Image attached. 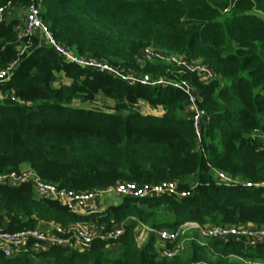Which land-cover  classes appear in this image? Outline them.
Segmentation results:
<instances>
[{"label":"trees","instance_id":"1","mask_svg":"<svg viewBox=\"0 0 264 264\" xmlns=\"http://www.w3.org/2000/svg\"><path fill=\"white\" fill-rule=\"evenodd\" d=\"M29 2L0 0V8L12 5L0 24V70L16 62L10 80L0 79L8 94L0 101V175L29 165L43 180L79 193L168 181L189 195L122 197L117 206L81 215L37 197L31 182L0 184V220L9 232L51 223L98 225L100 233L125 227L118 239H95L84 252L54 246L35 255L0 253V264H264V242L247 247L245 238L201 239L193 231L183 251L167 259L161 252L173 245H161L157 235L186 223L264 226V188L245 185L264 182V141L252 138L264 133V0H44L42 18L60 43L134 75V82L68 63L38 38L19 40L18 13ZM148 47L200 61L217 78L203 83L158 57L144 61ZM160 79L194 87L210 117L204 152L187 94L154 84ZM100 98L113 103L111 111L74 106ZM143 103L161 113L139 111ZM208 163L240 183L219 184ZM142 226L150 232L140 245Z\"/></svg>","mask_w":264,"mask_h":264},{"label":"built area","instance_id":"2","mask_svg":"<svg viewBox=\"0 0 264 264\" xmlns=\"http://www.w3.org/2000/svg\"><path fill=\"white\" fill-rule=\"evenodd\" d=\"M44 0H30L27 6L23 7V17L16 26V32L19 40H26L29 44L32 38H38L40 43L52 48L58 53L64 61L75 64L82 68L94 69L102 72L111 73L123 80L134 82L139 80L135 77L127 75L118 68L110 64L96 59L91 56H83L78 54L75 48L63 45L58 41L49 26L42 18V8ZM12 9L11 3L0 8V24L5 19V14ZM28 50V45L20 50V56H23ZM144 61H150L154 57H158L170 64H175L182 69L196 73L203 83H209L217 78V74L207 65L200 61L188 62L185 57L168 56L164 53H157L152 47H148L143 53ZM142 60V62H144ZM16 62L11 63L6 69L0 70V79L2 82L9 81ZM143 83L151 82L150 78H143ZM154 84H168L175 88L183 90L188 96V111L193 121V127L196 134L198 151L204 152L202 146L203 125L210 121V117L206 111L200 108V98L194 87L187 81L169 82L166 79H160ZM8 94L0 91V101L7 98ZM98 105V99L93 102ZM254 140L260 139L264 141V133L256 130L252 134ZM208 167L215 172L219 184L227 186L239 184L238 179L233 178L226 172L216 170L208 163ZM23 182H31L33 184L35 194L39 198H49L59 201L67 207L71 212L76 214H89V208L95 207L103 194L115 191L121 197H130L136 199H144L159 195H177L186 197L189 195L187 191H179L178 184L175 182H162L159 184H143L121 183L114 187L93 190L88 192H75L72 190L62 189L55 183H50L38 176L32 170L10 172L0 175V184L18 185ZM247 187L264 188V182L261 183H245ZM125 231L124 225H120L115 229L106 233H96L94 228L88 224L76 223L68 227L51 223L44 227L28 229L19 232L7 231L0 220V253L6 257H16L23 254L35 255L43 251L49 250L51 247L59 246L63 248H72L80 252L87 251L91 248L95 239L112 241L118 239ZM195 231L201 239L215 238L227 240L232 236L245 238L247 247H254L264 242V226L247 225L240 227L228 226H210L205 227L199 223H186L176 231L161 230L157 232L161 245L172 244L173 248L165 249L161 252L162 257L173 259L181 251H183L186 242L189 241V235ZM150 229L142 226L141 235L139 237L140 245H143L147 239Z\"/></svg>","mask_w":264,"mask_h":264},{"label":"rangeland","instance_id":"3","mask_svg":"<svg viewBox=\"0 0 264 264\" xmlns=\"http://www.w3.org/2000/svg\"><path fill=\"white\" fill-rule=\"evenodd\" d=\"M23 10L19 11L18 16L21 19L23 17ZM132 76V75H131ZM134 77V75H133ZM99 104L95 105L94 103H89V104H82L80 102H75L74 106L76 107H85V108H94V109H100V110H104V111H111L112 107H113V103L110 100L107 99H103L100 98L98 99ZM139 111L143 112V113H154L159 115L161 113V109H157V110H150L146 104H141L138 107ZM188 182L190 184L195 182V179L193 177L188 179ZM122 201V197L119 196L115 191L113 192H109L106 194H103L99 200V204L97 206L94 207V209H96L97 211H103L104 209L110 207V206H117L121 203ZM46 225H43L42 227H44ZM140 235H141V231H140ZM139 235V237H140Z\"/></svg>","mask_w":264,"mask_h":264},{"label":"crops","instance_id":"4","mask_svg":"<svg viewBox=\"0 0 264 264\" xmlns=\"http://www.w3.org/2000/svg\"><path fill=\"white\" fill-rule=\"evenodd\" d=\"M26 170H32V168L29 165H23L22 168H21V171H26ZM98 204H99V202H98ZM92 211H95L96 212L97 210L94 209V207L93 208H89V211L88 212H92ZM98 211H100V210H98ZM83 215H87V214H83ZM90 226L94 228V230H95V232L97 234L101 232L100 231L101 230L100 229L101 228L100 226H98V225H90Z\"/></svg>","mask_w":264,"mask_h":264}]
</instances>
